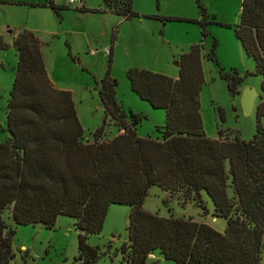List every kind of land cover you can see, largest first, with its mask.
<instances>
[{
  "label": "trees",
  "instance_id": "trees-1",
  "mask_svg": "<svg viewBox=\"0 0 264 264\" xmlns=\"http://www.w3.org/2000/svg\"><path fill=\"white\" fill-rule=\"evenodd\" d=\"M104 8L121 17L135 15L132 0H102ZM47 6L57 12L51 0ZM198 21L207 34L206 14ZM75 8L83 10L82 4ZM235 37L254 61L262 94L255 106V129L248 139L233 130L218 129L216 137L202 129L199 91L203 84L202 43H194L178 58L176 78L130 67V89L153 108L164 110L156 126L160 138L138 135L140 114L122 108L115 99L116 80L106 73L98 96L101 124L84 134L70 91L50 81L41 40L21 28L11 41L17 55L5 110L6 135L0 141V264L13 256L14 229L4 220L8 209L14 223L51 226L58 214L70 215L78 229V258L89 264L96 247L87 233L98 232L110 203H127V240L121 252L127 264H154L158 251L175 264H260L264 252V0H241ZM170 19V18H165ZM8 44L0 37V49ZM215 41L204 57L216 64ZM109 48V61L111 56ZM230 93L241 77L218 71ZM112 122L118 128L107 136ZM133 123V125H131ZM180 191L203 214L223 217V230L192 217L166 216L142 208L150 186Z\"/></svg>",
  "mask_w": 264,
  "mask_h": 264
},
{
  "label": "rangeland",
  "instance_id": "rangeland-1",
  "mask_svg": "<svg viewBox=\"0 0 264 264\" xmlns=\"http://www.w3.org/2000/svg\"><path fill=\"white\" fill-rule=\"evenodd\" d=\"M49 0H0V37L8 44L0 49V128L5 127L4 105L13 81L17 55L11 46L21 28L32 30L41 40V53L52 84L70 91L84 134L102 122L103 109L98 96L100 79L107 73L116 80L115 99L125 112L141 115L135 124L138 135L160 138L156 126L164 123V110L153 108L131 89L126 78L130 67L147 69L176 78V62L194 43H202L201 67L203 84L199 91V112L202 129L216 137L218 129L248 139L255 129V106L261 77L254 73V61L247 56L235 37L241 0H132L131 17L118 16L104 8L102 0H80L84 9L67 5L66 0H51L57 12L47 6ZM206 14L207 34L201 36L198 23ZM129 18V19H128ZM170 18V19H165ZM212 40L215 41L216 64L204 57ZM111 46V56L99 50ZM91 49L98 52L90 54ZM241 77L237 92L230 93L218 71ZM252 87L258 93L253 108L245 114L240 106V93ZM106 135L118 128L109 122ZM6 135L0 130V141ZM209 212L202 213L193 199H183L180 191L169 192L157 185L149 187L141 204L148 211L166 216H189L204 220L217 230H223L225 219L211 216L212 202L202 191ZM130 206L110 203L101 228L87 233L86 243L96 247L97 257L89 264H127L121 245L127 240L126 225ZM2 216L14 229L11 238L13 256L6 264H86L78 258V229L74 218L58 214L51 226L41 223H14L4 209ZM213 217V218H212ZM150 260L154 264H175L158 251ZM260 264H264V252Z\"/></svg>",
  "mask_w": 264,
  "mask_h": 264
},
{
  "label": "water",
  "instance_id": "water-1",
  "mask_svg": "<svg viewBox=\"0 0 264 264\" xmlns=\"http://www.w3.org/2000/svg\"><path fill=\"white\" fill-rule=\"evenodd\" d=\"M129 19V18H128ZM178 65V61L176 62ZM258 93L252 87H244L240 93V106L245 114H248L253 108L254 101ZM133 125V123H131Z\"/></svg>",
  "mask_w": 264,
  "mask_h": 264
},
{
  "label": "built area",
  "instance_id": "built-area-1",
  "mask_svg": "<svg viewBox=\"0 0 264 264\" xmlns=\"http://www.w3.org/2000/svg\"><path fill=\"white\" fill-rule=\"evenodd\" d=\"M66 3H67V5L79 6L81 4V1L80 0H66ZM96 52H98L96 49H91L90 50V54H94ZM99 52H102V54H104V55H108L109 54V50L106 49V48H104L102 50H99ZM148 255L150 257H152L153 253H149Z\"/></svg>",
  "mask_w": 264,
  "mask_h": 264
},
{
  "label": "crops",
  "instance_id": "crops-1",
  "mask_svg": "<svg viewBox=\"0 0 264 264\" xmlns=\"http://www.w3.org/2000/svg\"><path fill=\"white\" fill-rule=\"evenodd\" d=\"M30 30V29H29ZM32 31V30H31ZM213 218V217H212ZM204 221V220H203Z\"/></svg>",
  "mask_w": 264,
  "mask_h": 264
}]
</instances>
